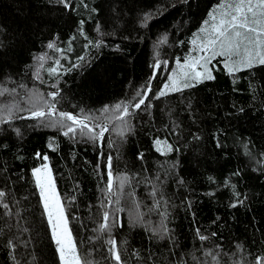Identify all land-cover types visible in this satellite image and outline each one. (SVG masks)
<instances>
[{
  "label": "trees",
  "instance_id": "trees-1",
  "mask_svg": "<svg viewBox=\"0 0 264 264\" xmlns=\"http://www.w3.org/2000/svg\"><path fill=\"white\" fill-rule=\"evenodd\" d=\"M218 3L70 0L65 8L60 0H0V91L7 89L0 115L11 107L15 117L27 116L16 106L43 107L55 91L58 112L93 117L86 123L96 132L97 123L110 129L93 142L79 133L65 137L34 119L0 124V190L6 193L0 204L9 205L0 206V264H59L32 177L44 155L80 251L95 249L88 257L93 264H109V236L95 231L102 203L110 213L123 209L115 214L122 226L111 236L125 264H255L264 257V68L229 75L217 57L209 65L213 80L158 97L167 76L179 71L177 59L183 63L194 53V34ZM148 13L153 18L142 26ZM50 42L61 51L48 49ZM156 60L168 66L154 69ZM53 66L57 73L50 75ZM154 73L137 110L142 97L136 93L146 91ZM121 102L130 112L123 137L117 114L102 113ZM109 155L110 197L104 193ZM117 198L119 205L112 203ZM137 212L142 221L133 223ZM160 213L167 214L165 239L151 231ZM196 228L208 239L200 241Z\"/></svg>",
  "mask_w": 264,
  "mask_h": 264
},
{
  "label": "snow or ice",
  "instance_id": "snow-or-ice-1",
  "mask_svg": "<svg viewBox=\"0 0 264 264\" xmlns=\"http://www.w3.org/2000/svg\"><path fill=\"white\" fill-rule=\"evenodd\" d=\"M187 3L188 0H183ZM60 3L65 8L69 7L70 0H60ZM161 14L162 11H161ZM210 18L203 21V26L199 29L197 35L199 43L196 39L192 40V44L195 46L196 51L199 52L198 56L185 57L183 63L180 59H177L176 65L179 71L173 70L171 74L167 76V82L163 85V88L159 91L158 97H163L171 92H182L185 89L195 87L197 84L204 81H211L214 79L212 70L209 67L211 62L217 57L222 58L224 68L229 75H233L237 71L249 70L257 67L264 68V0H220V3L212 11L208 13ZM153 18L152 13L145 15L142 21V26H147L150 19ZM84 35L83 31L80 33ZM203 34V35H200ZM91 43V41L89 42ZM96 46L99 47V42H96ZM48 49H54L53 43L47 45ZM55 51H61L55 48ZM45 57H39L40 61H43ZM83 61L84 57H78ZM59 64V61H56ZM168 66V61L156 60L153 64L154 69H161ZM77 67V65H73ZM49 74H56L57 68L55 66L48 69ZM155 77H150L148 82L144 85L146 91L137 92L136 97H146L152 90L151 81ZM23 87V85H21ZM55 87V85H53ZM7 89L0 91V96H3ZM15 92V89H12ZM58 93L53 91L48 93L50 100H43V107L33 105L30 109H21L16 106L17 111H28L29 115L24 117H15L13 109L8 107L6 109L7 115H0V124L8 123L12 118L19 119H34L40 121L44 127H52L58 130H62V135L65 137L71 136L76 138L77 133L82 138L96 142L104 138L105 133L110 129L101 123L95 124V128H99L100 131H94L93 127H90L86 121L93 119L91 116H84L79 118L68 112H62L57 110L56 97ZM43 99V98H41ZM146 100L144 98L138 99V102L134 104L135 109L139 110L142 105H145ZM4 111V109H0ZM114 112L117 115L115 119L122 122V127L117 131V135L123 137L126 131H130V128L126 123H123L128 115H130L128 104L125 102L118 103L110 109L108 106L102 110L103 114ZM59 117L58 119L55 117ZM18 132V130H17ZM157 145H165L167 150L171 151L172 146L168 145L166 141L157 139L155 141ZM113 144L110 143L109 147ZM55 151V148L52 149ZM161 151V148L157 149ZM39 157L40 154L37 153ZM139 158L143 159V154H140ZM49 159L47 155L43 156V163L40 167L32 170V177L35 185V189L39 195V203L43 209V217L47 221V228L50 232V238L55 245V252L58 256L59 264H93V261L88 257L92 251L83 253L79 249L78 242L73 237L72 231L69 229L68 216L66 215V209L64 203L56 190V186L51 176V170L49 164L46 161ZM107 170V181L104 193L106 196H111L115 191L114 177H113V157L109 155L107 157V163L104 165ZM125 178L120 179V187L123 188L126 183ZM156 191H153V195ZM6 193L0 190V201L3 200ZM239 194H237L238 196ZM162 198V197H161ZM242 203L243 201H239ZM115 205H119L120 201L117 198L114 202ZM158 203V202H157ZM4 209H8L7 203L0 204ZM233 204L232 207H236ZM153 207H156L154 204ZM102 222L99 224L95 231L99 233L108 234L109 238L105 241L108 246V254L105 256V260L109 264H125L122 260L120 252V246L115 238L111 236V231L116 226L120 225V219L118 215H115L123 211L120 207H115L113 213H110L104 208L102 203ZM5 216L10 215V212H5ZM110 216H114V219L110 222ZM161 222L158 227L153 228L151 231L153 235H158L160 239H165L170 236V230L164 223L167 218L166 213H160ZM142 216L137 212L133 217V223H140ZM196 235L200 241L208 239L199 228H196ZM215 236V233H212ZM99 239V237H97ZM8 247L11 249L14 247L13 241L8 240ZM13 259H15L13 257ZM255 264H264V257H256Z\"/></svg>",
  "mask_w": 264,
  "mask_h": 264
},
{
  "label": "rangeland",
  "instance_id": "rangeland-1",
  "mask_svg": "<svg viewBox=\"0 0 264 264\" xmlns=\"http://www.w3.org/2000/svg\"><path fill=\"white\" fill-rule=\"evenodd\" d=\"M208 19L210 20V18L208 17ZM202 26H203V24H202ZM200 35H202V34H200ZM200 42V41H199ZM198 42V43H199ZM193 47H194V53L192 54V55H190L189 56V58H191V57H195V56H198L199 55V52L198 51H196V49H195V46L193 45ZM193 50V49H192ZM148 96V95H147ZM142 98H144V97H142ZM146 99H147V97H146ZM145 99V100H146ZM51 176H52V174H51ZM52 179H53V177H52Z\"/></svg>",
  "mask_w": 264,
  "mask_h": 264
},
{
  "label": "water",
  "instance_id": "water-1",
  "mask_svg": "<svg viewBox=\"0 0 264 264\" xmlns=\"http://www.w3.org/2000/svg\"><path fill=\"white\" fill-rule=\"evenodd\" d=\"M147 97V96H146ZM146 97H144V99H146Z\"/></svg>",
  "mask_w": 264,
  "mask_h": 264
}]
</instances>
